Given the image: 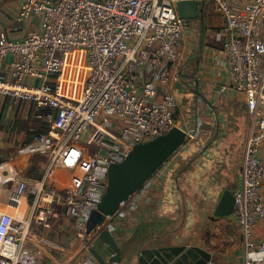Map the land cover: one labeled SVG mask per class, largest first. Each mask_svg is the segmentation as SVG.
I'll return each mask as SVG.
<instances>
[{
    "label": "built area",
    "instance_id": "2783aa9c",
    "mask_svg": "<svg viewBox=\"0 0 264 264\" xmlns=\"http://www.w3.org/2000/svg\"><path fill=\"white\" fill-rule=\"evenodd\" d=\"M216 3L228 32L229 81L222 89L255 99L233 213L242 264H264V241L257 235L264 222V0L239 9L228 0ZM32 17L39 19V28L29 29L22 40L0 36V54L19 57L8 67L16 80L0 71V93L32 101L31 121L40 128L23 151H44L48 160L39 177L19 176L0 165V264H38L37 229L52 228L63 214L83 240L84 254L75 264H97L88 252L93 241L87 221L106 191L109 166L124 161L135 145L178 126L174 89H188L189 77L181 49L186 24L176 0H25L16 22ZM73 50L84 51L87 69L80 95L64 90V57ZM58 168L71 171L69 179L60 178ZM160 171L97 229L113 232L114 219L148 201Z\"/></svg>",
    "mask_w": 264,
    "mask_h": 264
},
{
    "label": "crops",
    "instance_id": "0c3cea01",
    "mask_svg": "<svg viewBox=\"0 0 264 264\" xmlns=\"http://www.w3.org/2000/svg\"><path fill=\"white\" fill-rule=\"evenodd\" d=\"M24 1L0 0V36L22 40L29 29L39 28L37 17L16 22ZM252 1L228 0L234 9ZM260 31L264 37V22ZM227 38L226 22L216 1L209 0L205 9L202 44L201 22L185 25L181 49L192 87L184 89L178 85L174 93L179 101L175 120L187 132L188 141L162 166L160 176H156L150 189V199L125 217L113 220V233L122 253L120 264L243 263L244 249L234 214H215L223 190L236 189L240 184L242 152L255 109L252 95L222 89L229 81L224 49ZM64 58L72 65L78 64L75 56ZM18 59L14 54H0V71L10 81L16 79L8 73V67ZM73 72L70 70V74ZM32 107L30 100L0 93V165H6L19 176L39 177L47 165L46 152L23 151L38 129L36 122L31 121ZM260 156L264 162V142ZM57 175L69 179L71 171L58 168ZM262 194L264 197V180ZM72 226L71 217L63 214L52 228L37 229L35 238L42 249L38 264H75L81 260L84 252L76 249V245L82 239L77 234L66 243L67 261L56 252L67 237L62 233L68 234ZM59 232H62L60 238ZM257 235L264 241V222L258 224Z\"/></svg>",
    "mask_w": 264,
    "mask_h": 264
},
{
    "label": "water",
    "instance_id": "95a60500",
    "mask_svg": "<svg viewBox=\"0 0 264 264\" xmlns=\"http://www.w3.org/2000/svg\"><path fill=\"white\" fill-rule=\"evenodd\" d=\"M209 0H176L178 15L185 24L200 20L201 44L205 34V9ZM200 57V56H199ZM187 88L192 87L190 77ZM178 86V85H177ZM188 134L175 126L169 132L151 141L133 147L124 161L113 163L108 169V185L97 209L93 210L87 221L86 234L92 237L88 252L97 264H120L122 253L115 235L108 228L101 230L109 216L114 215L120 203L137 191L141 185L154 175L187 142ZM236 189L226 187L216 206L217 216H227L235 210Z\"/></svg>",
    "mask_w": 264,
    "mask_h": 264
},
{
    "label": "rangeland",
    "instance_id": "374dc122",
    "mask_svg": "<svg viewBox=\"0 0 264 264\" xmlns=\"http://www.w3.org/2000/svg\"><path fill=\"white\" fill-rule=\"evenodd\" d=\"M212 1L215 3L216 0H212ZM68 56H75L76 59H77L76 62H78V64L80 62V66H77L78 64H75L76 67H74L72 64L66 62V60H65V74H66V80H67L66 84H69V87H67V85L65 84L64 90H66L67 92H69V93H71L73 95H80L81 91H82L83 82H84V80H85V78L87 76V69L85 68L84 51L83 50H73V51H71L70 53L67 54V58H68ZM70 70H71V72H72V70L75 71V72L70 74ZM77 70L80 72V74L78 72L79 76H77V73H76ZM68 75L70 76L69 79H68ZM36 126L38 127L39 125L37 124ZM38 129H39V127H38ZM183 147H181L180 149H182ZM61 233L62 232L58 233V237L59 238L61 237ZM63 234L67 235V237H66V239L64 241V244L60 243V244H63L64 249H62L63 248L62 247L60 249V251L58 250L56 252H58L57 255L61 256V259L64 258L67 261V257H66V255H64V253L66 251L65 246H67V244H66L67 242H69L72 238H75L76 231H75V229L72 226L71 230L68 231V234H67L66 231L64 233H62V235ZM52 236H55L54 232L52 233ZM79 248L82 250V248H83V240L82 241L78 240L77 245H76V249H79Z\"/></svg>",
    "mask_w": 264,
    "mask_h": 264
},
{
    "label": "trees",
    "instance_id": "16d2710c",
    "mask_svg": "<svg viewBox=\"0 0 264 264\" xmlns=\"http://www.w3.org/2000/svg\"><path fill=\"white\" fill-rule=\"evenodd\" d=\"M34 122H36V124H38V121H34ZM39 127V126H38ZM40 128V127H39Z\"/></svg>",
    "mask_w": 264,
    "mask_h": 264
},
{
    "label": "flooded vegetation",
    "instance_id": "af4514ba",
    "mask_svg": "<svg viewBox=\"0 0 264 264\" xmlns=\"http://www.w3.org/2000/svg\"><path fill=\"white\" fill-rule=\"evenodd\" d=\"M198 21H200V20H198ZM188 75V74H187ZM189 76V75H188Z\"/></svg>",
    "mask_w": 264,
    "mask_h": 264
}]
</instances>
